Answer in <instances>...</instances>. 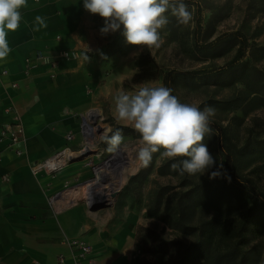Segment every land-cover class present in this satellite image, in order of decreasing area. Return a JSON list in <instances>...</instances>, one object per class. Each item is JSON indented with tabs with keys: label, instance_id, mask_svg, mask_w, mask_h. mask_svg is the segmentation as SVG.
Wrapping results in <instances>:
<instances>
[{
	"label": "rangeland",
	"instance_id": "1",
	"mask_svg": "<svg viewBox=\"0 0 264 264\" xmlns=\"http://www.w3.org/2000/svg\"><path fill=\"white\" fill-rule=\"evenodd\" d=\"M188 2L192 21L181 25L170 11L166 13L169 23L161 29L159 48L150 52L127 44L121 28L110 37L108 35L107 43L93 52L98 58H112L108 78L102 80V91L91 107V110L99 112L97 122L104 130L100 128L95 132L87 154L69 163H87L91 169L92 177L82 184L84 192L80 198H83L95 190L94 169L112 152L108 151L109 146L103 138L110 137L118 128L122 130L124 140L119 147H125L130 155H135L136 169L125 173L113 202L105 208L127 205L139 217L135 248L139 251L130 264H175L183 257L186 249L197 241V232H184L174 227L171 222L179 214H182L186 227L200 226L198 233L209 242L207 255L189 257V264H237L238 257L228 261L217 259V256L232 241L233 228L248 202L244 198L248 192L244 186L233 179L231 182L223 178L210 180L208 174L185 173L181 176L170 168L174 161L160 158L159 153L153 154L147 166L143 165L137 158L139 134L113 116L114 97L118 93H133L141 84L160 86L168 71L223 68L236 50L237 44L234 43L237 41L227 39L235 32H240L252 44L241 60L246 63L242 76L257 70L259 81L255 82L252 76H248L244 82L238 73L179 81L173 84V90L181 102L198 105L201 109L206 105L213 107L215 115L212 122L223 126L235 144L242 145L246 139L250 140L249 150L235 157L236 175L248 178L264 194V153L251 145L253 139L264 138V50L260 48L264 46V0ZM96 18L97 26L103 27V18L99 15ZM207 43H213V47H201L203 50L199 51V47ZM78 121L83 124L82 117ZM84 141L81 135L80 146L72 149H82ZM204 143L217 164H222L223 156L215 130L205 137ZM81 152L78 151L76 156ZM194 185L203 192L197 203L191 199L186 201V196H183ZM244 238L239 247L250 252L243 264H264V222L251 223Z\"/></svg>",
	"mask_w": 264,
	"mask_h": 264
},
{
	"label": "crops",
	"instance_id": "2",
	"mask_svg": "<svg viewBox=\"0 0 264 264\" xmlns=\"http://www.w3.org/2000/svg\"><path fill=\"white\" fill-rule=\"evenodd\" d=\"M22 15L8 36L12 51L0 61V72L6 70L0 73V128L10 116L4 107L13 106L26 137L21 156L0 141V264H75L66 241L73 238L91 246L97 264H130L139 217L127 205L92 211L85 198L77 199L92 177L87 163H68L55 174L31 172L67 143L66 133L73 134L72 148L80 146L78 118L91 110L112 66L111 56L93 52L113 33H100L83 0H28ZM36 16L47 27L34 31Z\"/></svg>",
	"mask_w": 264,
	"mask_h": 264
},
{
	"label": "clouds",
	"instance_id": "3",
	"mask_svg": "<svg viewBox=\"0 0 264 264\" xmlns=\"http://www.w3.org/2000/svg\"><path fill=\"white\" fill-rule=\"evenodd\" d=\"M28 0H0V61L11 53L8 36L16 32L23 20L22 10ZM83 8L104 20L102 35L123 28L122 35L129 45L146 48L151 52L162 42L161 29L169 23V11L181 25L189 24L193 17L185 0H83ZM37 27H47L45 18L36 16ZM113 116L118 122L131 126L140 138L137 158L147 166L153 154L174 161L170 168L183 176L185 173L209 179L223 178L231 182L223 164H217L208 146L206 136L212 134L211 118L215 109L181 102L173 89L164 85L141 84L133 93L120 92L114 97ZM103 139L108 151H115L124 140L121 129Z\"/></svg>",
	"mask_w": 264,
	"mask_h": 264
},
{
	"label": "trees",
	"instance_id": "4",
	"mask_svg": "<svg viewBox=\"0 0 264 264\" xmlns=\"http://www.w3.org/2000/svg\"><path fill=\"white\" fill-rule=\"evenodd\" d=\"M186 4H189L188 0H185ZM229 37L227 38L230 40L234 39V41H237L235 44H237L236 50L232 58L225 64L223 68L215 69L212 71H207L205 69H199V70H191V71H168L163 79H162V85L170 87L173 89V84L179 82V81H186V80H193L194 78H215L219 75H234V74H240V77L244 82L247 81L246 77L252 76L253 80L259 81V72L256 70L249 71L248 74L242 76L244 74L245 69V62H241L242 58L245 56L247 49L252 46V44H249L247 42V39L240 34V32H235L234 34H229ZM211 48L213 47V43H207L199 47V51L203 50L202 48ZM262 50H264V46L260 47ZM173 95L174 90H173ZM211 127L213 130L216 131L218 137H219V149L223 156L222 164L224 166V169L226 170L227 174L236 181V183L241 184L244 186V188L248 191L246 195H244L246 200L248 201L246 203L245 209L240 217V219L237 221L236 225L233 228V231L231 233L233 239L230 242L228 247L225 249V251L222 254H219L217 256V259L219 258H225L228 261H231L233 259L237 260V264H243L244 261H246L247 255L250 252L244 251L239 247V243L243 240H245V234L248 232L249 225L255 221H262L264 222V194H262L253 183L246 177L236 175L235 171V157L238 154H242L243 152L249 150L250 140L246 139V141L242 145H237L234 142H232L227 135L225 129L223 126L219 124H215L211 122ZM251 145H253L254 149H258L261 151V153H264V138L262 139H253L251 141ZM226 180V179H224ZM203 192L194 185L192 188L184 192L183 196L186 201L187 200H193L195 203H197ZM222 192L220 193V195ZM229 198V197H227ZM183 201V200H182ZM228 202V201H227ZM229 203V202H228ZM180 212V210H179ZM178 212V213H179ZM182 214H179L174 220L171 222L172 225L181 231L184 232H197V241L194 242L191 246H189L186 251L184 252L183 257L177 260L175 264H189V257H195L201 258L204 255L206 256L209 252V242L204 241L205 239L202 238L201 235L198 232L201 231L200 226L197 227H189L185 226L182 222L181 216Z\"/></svg>",
	"mask_w": 264,
	"mask_h": 264
},
{
	"label": "built area",
	"instance_id": "5",
	"mask_svg": "<svg viewBox=\"0 0 264 264\" xmlns=\"http://www.w3.org/2000/svg\"><path fill=\"white\" fill-rule=\"evenodd\" d=\"M65 56L68 55V52L63 53ZM36 58H43L42 54L36 53ZM26 64H30L31 58L27 57L25 59ZM1 74H5L6 70H1ZM5 113H10L9 120L4 122L0 128V141L5 142V148L9 154L15 156H21L23 154V146L26 141L24 134V127L19 113L13 106L4 107ZM83 121V116H82ZM80 133L82 134V124L80 125ZM73 134L68 132L65 134L66 144L57 150L56 152L45 157L40 162L34 164L31 167V172L36 174L38 172H43L47 174H55L60 171L66 163H69L72 159L77 156H69L70 153L75 152L72 147L69 145V141L72 140ZM48 202L51 205L54 202V197L48 198ZM68 245L71 247L72 254L75 258V264H80V261H83L84 264H97L95 259L92 257V248L91 246L82 239L73 238L66 240ZM139 250H135L131 254V260L135 259ZM58 261H62V257L58 258Z\"/></svg>",
	"mask_w": 264,
	"mask_h": 264
},
{
	"label": "bare ground",
	"instance_id": "6",
	"mask_svg": "<svg viewBox=\"0 0 264 264\" xmlns=\"http://www.w3.org/2000/svg\"><path fill=\"white\" fill-rule=\"evenodd\" d=\"M98 115L99 112L97 110H90L83 117L81 135L85 140V144L82 146V149L78 150L79 152L82 151L79 155L87 154L89 152L95 132L100 128H103L97 122ZM78 151L70 153L69 156H76ZM129 152V149L125 147H118L115 151H112L96 169H94L95 190L89 192L88 195L83 197L85 198L87 205L101 202L111 204L113 202L115 198L114 196L117 193V188L122 185L123 180L125 179V173L136 169V165L134 166L135 155H130ZM68 192L73 195V191L71 192L70 190ZM68 192H65L64 194L67 195ZM77 199H80V197H77Z\"/></svg>",
	"mask_w": 264,
	"mask_h": 264
},
{
	"label": "water",
	"instance_id": "7",
	"mask_svg": "<svg viewBox=\"0 0 264 264\" xmlns=\"http://www.w3.org/2000/svg\"><path fill=\"white\" fill-rule=\"evenodd\" d=\"M83 155H85V154H83ZM77 157H78V158H79V157H82V155H79V156H77ZM77 157L74 158V159H72L71 161L77 159ZM107 206H108V204H105L104 202H101V203H94V204H90V205H89V209L92 210V211H95V210H99V209L105 208V207H107Z\"/></svg>",
	"mask_w": 264,
	"mask_h": 264
}]
</instances>
